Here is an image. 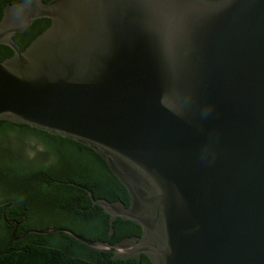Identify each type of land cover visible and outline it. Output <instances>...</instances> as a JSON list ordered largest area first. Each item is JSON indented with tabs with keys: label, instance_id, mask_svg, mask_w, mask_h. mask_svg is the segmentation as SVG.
<instances>
[{
	"label": "water",
	"instance_id": "1",
	"mask_svg": "<svg viewBox=\"0 0 264 264\" xmlns=\"http://www.w3.org/2000/svg\"><path fill=\"white\" fill-rule=\"evenodd\" d=\"M50 26L21 50L37 20ZM0 120L100 154L131 203L96 200L142 229L114 260L264 264V0H25L7 5Z\"/></svg>",
	"mask_w": 264,
	"mask_h": 264
},
{
	"label": "trees",
	"instance_id": "2",
	"mask_svg": "<svg viewBox=\"0 0 264 264\" xmlns=\"http://www.w3.org/2000/svg\"><path fill=\"white\" fill-rule=\"evenodd\" d=\"M23 1L0 0V20L7 5ZM50 24L49 19H39L14 40L24 51ZM12 55L9 47L0 45L1 61ZM15 138L21 144L20 150H28L30 155L42 149L45 158L41 164L28 156L24 157L27 160L17 158L21 151L7 152L8 145L17 144L11 141ZM4 164L16 168L15 176L24 180V186L19 191H0V264H138L136 260H114L111 253L95 251L64 233L29 234L18 241L30 229L52 227L70 229L90 241L111 245L142 235L140 226L121 218L114 222V232L110 234L109 215L93 206L89 191L96 200L121 201L127 207L131 203L125 186L94 149L29 125L0 120V170ZM40 209L62 216L61 224L33 228L31 220ZM141 264L152 263L142 256Z\"/></svg>",
	"mask_w": 264,
	"mask_h": 264
},
{
	"label": "rangeland",
	"instance_id": "3",
	"mask_svg": "<svg viewBox=\"0 0 264 264\" xmlns=\"http://www.w3.org/2000/svg\"><path fill=\"white\" fill-rule=\"evenodd\" d=\"M11 141L17 144L8 145L7 148L9 149L7 152L21 151L22 154L16 155L17 158L19 157L24 158L28 156L34 159L35 161L39 162L40 164H41V160L45 158V155L41 153L42 149L38 153L36 152L30 155L28 153L30 151L20 150L21 144H19L17 138L12 139ZM24 159L27 160L26 158ZM1 167L2 169L0 170V191H4L5 193L19 191L22 188V186H24V180L19 179L18 177L15 176V174L17 173L16 168L10 166L9 164H4ZM62 220H63L62 216L57 214H50L44 209H40V211L38 210L37 214H35L34 217L32 218L30 225L33 228L47 227L49 225L56 226L61 224ZM2 235H3V229L0 225V239L2 238Z\"/></svg>",
	"mask_w": 264,
	"mask_h": 264
},
{
	"label": "flooded vegetation",
	"instance_id": "4",
	"mask_svg": "<svg viewBox=\"0 0 264 264\" xmlns=\"http://www.w3.org/2000/svg\"><path fill=\"white\" fill-rule=\"evenodd\" d=\"M25 223H26V222H25ZM15 236H16L15 233H13V238H15Z\"/></svg>",
	"mask_w": 264,
	"mask_h": 264
}]
</instances>
